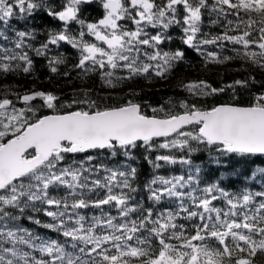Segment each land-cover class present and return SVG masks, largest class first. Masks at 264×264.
<instances>
[{
    "label": "snow or ice",
    "instance_id": "1",
    "mask_svg": "<svg viewBox=\"0 0 264 264\" xmlns=\"http://www.w3.org/2000/svg\"><path fill=\"white\" fill-rule=\"evenodd\" d=\"M92 5L100 12L90 19L85 8ZM38 13L59 23L35 47L37 32L27 22ZM206 17L219 33L204 30ZM174 29L206 64L239 59L264 70V0H0V77L31 74V53L57 73L65 57L54 49L69 45L81 78L96 74L107 88L167 79L185 59L180 48L165 50ZM237 86L247 80L180 84L197 98L232 90L235 99ZM165 104L148 105L147 115L132 98L101 107L87 89L69 103L41 90H0V264H258L264 168L251 175L234 170L261 187L244 183L232 191L225 173L209 182L193 157L205 152L222 166L225 159L264 156V92L247 105ZM137 149L153 169L143 185L146 201L134 195ZM100 156L111 166L97 163ZM173 165L182 174H158Z\"/></svg>",
    "mask_w": 264,
    "mask_h": 264
},
{
    "label": "trees",
    "instance_id": "2",
    "mask_svg": "<svg viewBox=\"0 0 264 264\" xmlns=\"http://www.w3.org/2000/svg\"><path fill=\"white\" fill-rule=\"evenodd\" d=\"M58 3L59 0H56ZM100 9L97 5L88 6L85 8V15L88 18H96ZM206 26L205 31H210L213 34L219 33V27ZM15 26L23 29L25 23L23 21H14ZM30 28L36 29L37 37L33 41L35 47H39L40 43L46 39V32L49 29L58 27V23L48 17L45 13H38L35 19H30L28 22ZM173 40L165 45V50H176L180 48L185 51V59L182 63L177 64L176 68L171 72L167 79L152 78L151 80L143 77L137 78L134 81H126L115 89L107 88L103 85L100 77L96 74H90L89 77L81 78L78 70L73 68L77 62L76 50L72 49L69 45H62L59 51L64 54L65 63L58 66V72L52 73L48 67L47 60L44 57L35 56L31 53L33 59V71L31 74H9L7 77H0V90L5 87L11 88L15 92H24L25 90H41L51 92L60 97L61 103H69L77 98V94L81 90L87 89L90 92V98L96 100L101 107L115 106L126 99L132 98L136 102L144 106L145 113L152 115L150 108L166 105L165 102L171 100L172 104L178 106L181 100L197 101V106L211 107L216 104L222 103H239L247 105V103L256 94L264 92V70H260L250 63H245L239 59L231 60L225 64H206L201 55L192 49H187L182 45L179 29L172 31ZM11 35V33H10ZM231 46L229 45V49ZM221 55H235L230 50H220ZM68 72L69 75L65 76L64 73ZM206 80L214 87H222L226 84H231L235 80H247V86H237L235 89V99H233V91L227 90L211 97H192L189 93L185 92L180 84L192 80ZM136 93L135 96L132 94ZM161 115H163L161 113ZM156 153L150 154L154 158ZM146 153L143 149L135 150L136 159L133 161V166L138 168V177L134 184L138 188V192L134 195L137 200H145L147 193L143 190V185L151 179L153 169L151 165L144 159ZM179 155V153H177ZM119 159H123L122 157ZM194 162L201 164L204 168V178L211 182L216 179L221 173L227 175V179L223 182L229 190L235 191L243 186L244 183H249L251 190H260L259 183L245 181L244 176L236 177L232 174L235 171L245 172L251 175L257 169L264 168V156L250 157L247 162L238 161L236 158L225 159L224 165L217 166L209 162V157L205 152H198L193 157ZM103 161L111 166V158L104 159L103 156L98 157L97 163ZM183 169L180 165L165 166L158 170L160 175L182 174ZM46 219V218H45ZM23 225L28 228H35V230L50 238H55V234L46 229L38 228L32 225L27 220H24ZM258 264H264V258H260Z\"/></svg>",
    "mask_w": 264,
    "mask_h": 264
}]
</instances>
